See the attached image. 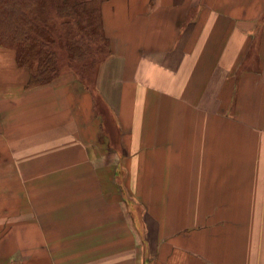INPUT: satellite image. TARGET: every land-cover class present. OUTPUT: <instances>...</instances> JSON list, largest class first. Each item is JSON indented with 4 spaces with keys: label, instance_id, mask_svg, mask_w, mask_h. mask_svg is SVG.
<instances>
[{
    "label": "crops",
    "instance_id": "obj_1",
    "mask_svg": "<svg viewBox=\"0 0 264 264\" xmlns=\"http://www.w3.org/2000/svg\"><path fill=\"white\" fill-rule=\"evenodd\" d=\"M99 14L89 84L0 47V264H264V0Z\"/></svg>",
    "mask_w": 264,
    "mask_h": 264
},
{
    "label": "trees",
    "instance_id": "obj_2",
    "mask_svg": "<svg viewBox=\"0 0 264 264\" xmlns=\"http://www.w3.org/2000/svg\"><path fill=\"white\" fill-rule=\"evenodd\" d=\"M100 2L0 0V47L14 51L16 64L28 71L26 89L48 84L58 77L55 41L66 47L70 60H82L87 43L98 37L107 49L108 40L103 34L99 14ZM55 21H59L60 32Z\"/></svg>",
    "mask_w": 264,
    "mask_h": 264
},
{
    "label": "rangeland",
    "instance_id": "obj_3",
    "mask_svg": "<svg viewBox=\"0 0 264 264\" xmlns=\"http://www.w3.org/2000/svg\"><path fill=\"white\" fill-rule=\"evenodd\" d=\"M55 23L57 31L60 32L59 21H55ZM86 46L87 52L82 60H70L66 47L55 41L53 48L57 55L59 74L71 71L85 83L89 84L92 82L98 63L107 56V49H104L99 37L92 43H87Z\"/></svg>",
    "mask_w": 264,
    "mask_h": 264
}]
</instances>
